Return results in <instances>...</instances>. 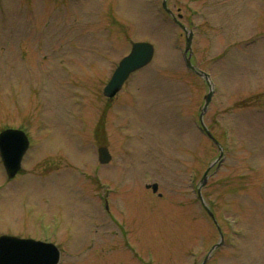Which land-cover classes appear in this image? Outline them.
I'll list each match as a JSON object with an SVG mask.
<instances>
[{"label": "rangeland", "instance_id": "rangeland-1", "mask_svg": "<svg viewBox=\"0 0 264 264\" xmlns=\"http://www.w3.org/2000/svg\"><path fill=\"white\" fill-rule=\"evenodd\" d=\"M161 1L0 0V129L22 126L33 140L23 178L8 182L0 167V232L61 244L64 264H137L113 223L86 249L92 222L103 225L92 177L102 166L103 181L126 196L117 220L136 229L134 249L146 264H189L201 241L217 242L194 191L218 155L190 118L198 123L207 87L185 68L183 30L161 22ZM167 4L194 30L193 57L212 65L219 87L203 117L224 143V160L201 194L224 246L207 264H264V0ZM62 29L68 41H50ZM138 40L154 43L156 53L108 105L99 91L109 67ZM93 144L109 146L114 165H101ZM155 182L160 197L145 188Z\"/></svg>", "mask_w": 264, "mask_h": 264}, {"label": "water", "instance_id": "water-1", "mask_svg": "<svg viewBox=\"0 0 264 264\" xmlns=\"http://www.w3.org/2000/svg\"><path fill=\"white\" fill-rule=\"evenodd\" d=\"M137 60H139V58L137 59ZM116 89H118V87H116ZM113 93V92H112ZM112 93H110V95L112 94ZM210 93L209 94H207L205 97V104H204V107L206 106V104H207V102L209 101V99H210ZM18 134V133H17ZM17 134H15V133H11V132H6L5 134H3L2 136H0V147H2V144H4V141H6V139L8 138V136L9 135H11V136H15V137H18V135ZM101 152H102V154H103V156H102V158H103V162L104 161H106L107 160V155H106V152H105V150L103 149V150H101ZM14 174V172H11V173H9V175L10 176H12ZM155 188H156V184L153 186V189L155 190ZM6 243H8L7 241H3L2 243H0V245H2V244H6ZM42 247V246H41ZM33 248V251H35V253H37V254H41V252L42 251H44V248L42 249V248H38L37 246H33L32 247ZM49 250H52V249H49ZM48 250V251H49ZM4 253L5 254H8V255H4ZM4 253H1L0 252V256H7V257H4V259L6 260V261H8V263L7 262H4L3 264H13L11 261H10V256H14L13 254H11L10 255V253L8 252V251H6V252H4ZM20 255H22V256H24V257H27L26 256V254L25 253H20ZM33 255V254H32ZM42 255V254H41ZM36 256V255H35ZM35 259H37V258H35ZM25 260V261H24ZM23 260V262H21V263H26V258ZM13 261H15V260H13ZM0 264H2V260H1V258H0Z\"/></svg>", "mask_w": 264, "mask_h": 264}]
</instances>
